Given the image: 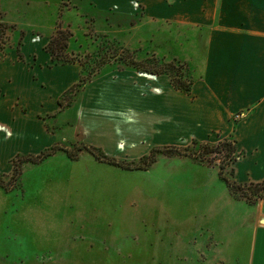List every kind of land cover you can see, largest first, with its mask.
Instances as JSON below:
<instances>
[{
  "label": "crops",
  "instance_id": "crops-1",
  "mask_svg": "<svg viewBox=\"0 0 264 264\" xmlns=\"http://www.w3.org/2000/svg\"><path fill=\"white\" fill-rule=\"evenodd\" d=\"M27 1L32 5L28 10L14 0H0V22L12 26L0 50L1 172L11 170L16 156L37 155L56 143H86L123 160L143 157L155 147H187L194 141L217 143L229 138L242 154L231 164L234 180L264 182V0H71L76 11L93 7L139 15L134 26L137 49L146 47L148 27L172 20L190 43L186 51L177 45L173 55L188 60L191 38L197 32L204 34L203 51L196 70L192 68L196 77L190 94L176 90L165 75L107 65L63 106L59 101L78 83L82 66L79 62L55 64L46 50L60 0ZM100 25L105 26L101 33L114 38L112 23L105 20ZM69 44L75 49L83 42L73 35ZM154 52L160 54L156 47ZM236 114L242 119L235 120ZM166 158L153 163L157 174L153 185H162L163 192L170 194L192 196L188 215L194 237L178 246L190 253L183 262L160 259L155 264H264V200L251 203L236 197L219 178V167L187 156ZM81 161L93 168L91 154L82 152L71 160L59 151L39 164L25 163L17 189L6 192L0 187V217L14 211L17 215H11L16 219L32 222L0 235V241L11 234L16 243L27 240L39 248L57 249L58 256L41 264H61L60 253L65 264L64 225L56 243L50 245L55 231L35 224L34 219L43 213L23 204L38 199L37 194L29 196V189L34 192L46 182L64 185L67 170L69 180L75 179ZM12 198L19 202L7 210L4 203ZM123 261L148 264L130 255Z\"/></svg>",
  "mask_w": 264,
  "mask_h": 264
},
{
  "label": "rangeland",
  "instance_id": "rangeland-1",
  "mask_svg": "<svg viewBox=\"0 0 264 264\" xmlns=\"http://www.w3.org/2000/svg\"><path fill=\"white\" fill-rule=\"evenodd\" d=\"M14 1L22 4L20 6L26 10L32 6L27 0ZM69 11L72 12L71 15L65 17L67 15L64 16V13ZM139 17V15L127 17L109 14L93 7L84 11H76L71 0H60L51 38H58V30L69 31L72 37L77 35L83 42L82 47L77 46L74 49L68 44L64 51L70 56H77L83 63H87L85 68L90 70L93 68V54L100 50L104 56H113L116 41L131 52H134L135 49L138 50L136 47L137 29L134 26L136 27ZM105 19L114 25L116 37H107L101 33V29H105V26L100 24L105 23ZM117 23L121 27L116 26ZM172 23V20H166L156 27H148L146 30L147 46L152 49L150 54L155 53L156 47L160 50L158 56L165 61L171 59L169 56L172 52H177V45L180 44L179 48L185 51L190 48L189 41L185 42V35L181 37L179 28L174 27ZM11 28L12 26L0 22L1 51L6 44L7 34ZM121 29L128 30L120 31ZM203 35V32H197L192 36L191 49L193 50H191L188 60H185L187 72H190L193 78L196 77L193 69L196 70L195 65L203 51ZM132 40L134 45H132ZM149 40H153V44L149 43ZM144 53V50L138 51V57L136 54L135 56L138 60H143ZM190 59L193 63L190 62ZM88 65L90 67H87ZM107 65H112L115 69L125 67L114 59L102 67ZM72 95L69 93L63 98L62 103L69 105L72 102L70 99ZM238 115H240L239 118L236 117ZM242 117L241 114H236L234 119L240 120ZM70 145L73 144L68 146ZM188 146H192V143ZM177 147L184 148L186 146ZM171 156L174 155H159L156 162ZM224 156L225 149L219 154H207L203 157V161L198 162L211 168H218L221 158ZM141 158L123 160L127 163H137ZM81 162L82 164L74 175L75 179L69 180L67 170L65 171L67 178L64 185L63 183L60 186L46 182L34 192L29 189V196L37 194L38 199L29 202L25 200L23 204L24 207L28 206L30 209L43 213L44 216L34 219L35 224L49 226L51 230L55 231V241H51L50 245L56 243L59 228L63 231L64 225V240L67 245L65 264H88L89 262H93V264H125L123 260L129 255L148 264H155L160 259L163 261L178 259L179 263L183 262L186 254L190 255L188 250L182 251L178 247L181 241H191V237H194L192 236L194 233L192 218L188 215V210L191 209L188 206V201L192 197L190 194L175 192L170 194L171 192H163L162 185L154 187L153 183L157 174L153 165L148 170H125L99 162L94 157L93 168H89L86 162ZM31 165L30 163L28 166ZM12 173L13 165L9 172L0 171V175L5 180H9ZM22 182L24 186L27 185V180L25 183L24 180ZM234 195L246 200L239 193ZM58 196L60 197L59 201H57ZM18 202L19 199L12 198L5 201L4 204H8L7 210H12L15 206H11V203L18 204ZM58 211H60V215H57ZM11 213L17 215L14 211ZM11 213L0 217V235L31 226L30 218L21 221ZM88 230H92L93 233L88 235ZM85 231L87 233H84ZM19 234H23V231H20ZM60 235L63 237L62 233ZM13 239L14 237L9 234L7 239L0 241V264H41L52 256H58L57 249L39 248L35 245L36 243L27 240L23 243H16ZM62 255L60 253L61 264H63Z\"/></svg>",
  "mask_w": 264,
  "mask_h": 264
},
{
  "label": "trees",
  "instance_id": "trees-1",
  "mask_svg": "<svg viewBox=\"0 0 264 264\" xmlns=\"http://www.w3.org/2000/svg\"><path fill=\"white\" fill-rule=\"evenodd\" d=\"M108 13V12H106ZM113 14V13H109ZM130 17V16H127ZM106 20V19H105ZM121 27L119 23L115 24ZM58 38L52 37L46 46L47 52L50 54L53 63L55 64H68L79 62L82 66L80 79L77 84H75L67 93H70L71 101L74 96L80 91L83 85L94 78L102 70V66L109 63L111 60H116L119 64H123L125 67L120 69H131L139 73L151 74V75H165L169 78L171 85L176 89L185 94H190L192 85L194 83V78L187 72V63L182 59L170 54V60L165 61L160 58L157 54L151 53L152 49L147 46L140 50L138 49L134 52L129 51V49L122 46L118 41L114 44L115 52L113 56H104L100 50L93 54V68L87 70L85 66L87 63H83L77 56H70L64 49L68 47L72 34L69 31L58 30ZM149 43L153 44V40H149ZM148 44V43H147ZM97 46V45H96ZM58 48V49H57ZM144 50L145 58L143 60H138V51ZM137 55V57L135 56ZM164 57V56H162ZM87 67H90L88 65ZM68 104V103H67ZM59 105L63 106L62 101H59ZM225 149V156L221 158V163L219 165V178L223 181L229 190L233 194L239 193L241 197L246 198L248 202L254 203L259 200H264V182L261 183H238L233 178V170L231 169V164L241 158L242 154L237 153L236 141L225 138L217 143L209 142H197L194 141L192 146H187L184 148L177 146H164L155 147L151 149L148 155L143 156L137 163H127L125 160L116 159L109 157L103 153L100 148L88 145L86 143H80L78 145H65L56 143L52 147L41 151L37 155H19L16 156L12 161L13 173L9 180L3 179L0 175V187L6 191L11 192L19 187V182L23 173V165L27 162L32 164H39L49 157L53 156L57 152H64L67 157L71 160H77L81 152H86L91 154L97 161L104 162L109 165L119 167L125 170H148L159 155H178L187 156L193 158L196 161H203V157L207 154H219ZM18 186V187H17Z\"/></svg>",
  "mask_w": 264,
  "mask_h": 264
},
{
  "label": "built area",
  "instance_id": "built-area-1",
  "mask_svg": "<svg viewBox=\"0 0 264 264\" xmlns=\"http://www.w3.org/2000/svg\"><path fill=\"white\" fill-rule=\"evenodd\" d=\"M237 118H239L240 117V115H238V116H236Z\"/></svg>",
  "mask_w": 264,
  "mask_h": 264
}]
</instances>
